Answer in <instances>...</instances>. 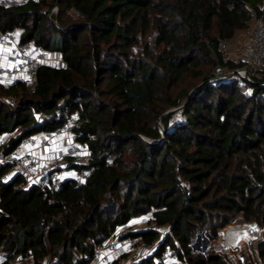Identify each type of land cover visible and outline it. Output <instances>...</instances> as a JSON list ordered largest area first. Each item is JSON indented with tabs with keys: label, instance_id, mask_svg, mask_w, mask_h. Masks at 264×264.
Returning a JSON list of instances; mask_svg holds the SVG:
<instances>
[{
	"label": "trees",
	"instance_id": "trees-1",
	"mask_svg": "<svg viewBox=\"0 0 264 264\" xmlns=\"http://www.w3.org/2000/svg\"><path fill=\"white\" fill-rule=\"evenodd\" d=\"M263 8L264 0H30L0 7V30H21L23 43L64 63L41 66L32 95L23 82L0 83L4 152L77 114L75 135L90 153L85 165L72 166L90 175L68 176L59 188H26L22 174L4 180L8 168H0V264H91L103 242L139 217L159 227L128 234L156 244L139 264H155L165 246L178 264H228L223 253L197 252L193 243L200 231L216 241L240 215L264 227V71L251 81L215 79L202 66L245 68L234 59L215 62L210 50L219 38L245 32L248 13ZM70 9L80 23L70 21ZM188 74L201 83L191 97L185 90L172 100ZM169 107L178 109L165 114ZM256 248L264 257V239Z\"/></svg>",
	"mask_w": 264,
	"mask_h": 264
},
{
	"label": "built area",
	"instance_id": "built-area-1",
	"mask_svg": "<svg viewBox=\"0 0 264 264\" xmlns=\"http://www.w3.org/2000/svg\"><path fill=\"white\" fill-rule=\"evenodd\" d=\"M30 0H0L1 8H13L24 5ZM58 7L52 8V13H58ZM71 16H80L75 9L68 10ZM248 28L245 30L243 38L247 41L239 46L237 52L232 51V44L236 38H219L211 48V54L217 60L228 61L234 59L246 63L245 68L235 71L225 70L220 66L216 68V76H229L235 74L243 81H251L257 76L259 71L264 69V8L261 11L251 10L248 13ZM0 83L5 86L23 82L27 94L32 95L37 91L38 74L43 62L42 49L35 47L31 43H23L20 36L14 31L0 30ZM39 51V52H37ZM3 100L14 106L15 97H4ZM82 121L77 114H72L66 122L57 128L43 134H33L25 137L17 147L10 152L4 150L9 144V140L4 134H0V168L7 167L8 171L3 175L7 180L15 175L22 174L25 177V187L50 185L59 188L62 182V175L67 170L72 171V166H83L89 159L84 151L75 130L80 127ZM62 137L61 143L50 150L55 139ZM48 149L49 153L40 156L34 152V148ZM90 175L89 170L79 169L77 178L83 180ZM124 237L111 238L102 243L96 250V255L91 264H115L111 255L118 254L120 250L126 251L129 255L126 258L128 264H139L141 260L155 251L156 244H147L128 235L132 232L130 224H125L120 228ZM142 229H159L155 224L148 225ZM141 229V230H142ZM246 238L256 242L264 239V227L259 228L255 222L250 223L246 229ZM171 248L165 246L160 256L155 259V264H178L171 257ZM120 264V263H119Z\"/></svg>",
	"mask_w": 264,
	"mask_h": 264
},
{
	"label": "rangeland",
	"instance_id": "rangeland-1",
	"mask_svg": "<svg viewBox=\"0 0 264 264\" xmlns=\"http://www.w3.org/2000/svg\"><path fill=\"white\" fill-rule=\"evenodd\" d=\"M54 7H56V6H54ZM50 15L55 16L57 14L52 13V10H51ZM67 16L69 17L71 22L80 23V20H81L80 16H71L68 13H67ZM19 31H21V30H19ZM244 33L245 32H237L236 33V38L234 40L236 42H233V44H232V51L237 52L239 46L245 44V42H244L245 40L244 41L241 40V39H244L243 38V36L245 35ZM36 49H37V47H36ZM37 52H39V51H37ZM41 56L43 58L44 64H46V65H51L53 67L64 66L62 57L59 54H53V53L48 52V53H41ZM212 58L215 62L217 61V59L214 58L213 55L211 56V59ZM205 62L206 63L203 64V66H202V68L205 72L204 75L212 76L213 73L215 72L214 78L215 79L221 78V76H216L217 65L211 63L210 61H205ZM223 69L230 70V72L232 71L230 69V67H223ZM263 71H264V69L262 71H259L257 73V77L260 78L262 76ZM229 76L234 77L236 75L231 74ZM238 78H240V77L238 76ZM239 81H240V79H239ZM199 83H201V80L199 79V77L195 78L192 74L186 75L180 81V84H179L180 86L171 92V94H170L171 99L172 100L180 99L182 96L180 94L182 93V91H185V90L191 94L195 90V88L199 85ZM240 84H241V82H240ZM8 96H10V95L2 94L1 99L3 100L4 97H8ZM161 105H162L161 107H164L165 103L161 104ZM177 109H178V107H169V108L165 109L164 113L169 114V113L175 112ZM175 118H177V117H175ZM175 118L172 119V122ZM157 123L159 124L160 120H158ZM160 127H161V125H160ZM159 130H160V128H159ZM83 146H84V153L86 155V154H88L87 151H85L86 146L85 145H83ZM128 159H129V157H128ZM72 170L74 171L72 174V176H73L74 174L77 173V171L75 170V168H73ZM67 177H68V174L62 175V179H66ZM146 221H147V219H145V218L137 220L138 223L141 222L142 224H145V225H146ZM253 222H255V221H253ZM250 223H252V222H250ZM250 223H247L245 221L243 215H240L236 220L233 221V223L231 225H229V226H227L224 229L219 231L220 232L219 237L214 242L209 241V239L207 237V233H205V231H200L199 234L197 235L196 239L194 240L193 249L197 252L204 251L203 248H204L205 240L207 239L210 243L208 244L206 249L207 250L212 249L214 251H218V252H221L224 255H226L228 264H264V257H260L258 255V252H257L256 245L258 242L251 240V239L249 240L246 238V232L245 231H246L247 227H249ZM256 225L259 228H263L258 223H256ZM227 229H228V233H225V231ZM166 231L167 230L165 228H160V234L162 235V238L165 237ZM245 252H246V254H245ZM20 264H29V263L28 262H20Z\"/></svg>",
	"mask_w": 264,
	"mask_h": 264
},
{
	"label": "crops",
	"instance_id": "crops-1",
	"mask_svg": "<svg viewBox=\"0 0 264 264\" xmlns=\"http://www.w3.org/2000/svg\"><path fill=\"white\" fill-rule=\"evenodd\" d=\"M17 32V34L19 35V36H21V31H16ZM241 40H245V39H241ZM234 42H236V41H234ZM244 42H246V40L244 41ZM242 46V45H241ZM0 52H2V53H5L6 52V50L5 49H0ZM11 85H13V84H10V85H8V86H11ZM62 137H58V139H55L54 140V142H53V145L51 146V148H50V150H53L55 147H57L60 143H61V139ZM50 150H48V149H40V148H38V147H35L34 148V152L37 154V155H40V156H42V155H44L45 153H49L50 152ZM85 151H87V153L88 154H86V156L89 158L90 157V153H89V150H88V148L87 147H85ZM84 152V151H83ZM73 170L71 171V170H67V172H65L64 174H68V176H72V174H73ZM75 175V174H74ZM144 217H139V218H137V219H134V221H132V223H130V225H131V227H132V232H134V231H136V230H141L142 228H144V227H146L147 226V224L145 225V224H142L141 222L140 223H138L137 222V220H139V219H143ZM147 218V217H146ZM116 236L114 237V238H118V237H121V236H123L122 234H121V231H120V229H118L117 230V232H116V234H115ZM154 253V251H152L151 252V254H148L147 255V257H150V256H152V254ZM245 254H246V252H245ZM129 254L126 252V251H123V250H120L119 251V253L118 254H113V255H111V258L114 260V262H115V264H128V263H126V258H127V256H128ZM146 257V258H147ZM249 258V257H248ZM247 258V259H248ZM102 264H105V263H102Z\"/></svg>",
	"mask_w": 264,
	"mask_h": 264
},
{
	"label": "water",
	"instance_id": "water-1",
	"mask_svg": "<svg viewBox=\"0 0 264 264\" xmlns=\"http://www.w3.org/2000/svg\"><path fill=\"white\" fill-rule=\"evenodd\" d=\"M231 75V74H230ZM194 93V91L190 94V97L192 96V94ZM163 127L161 126L160 127V130H159V132H160V134L162 135V138L164 137V135H163ZM143 138V137H142ZM144 139V138H143ZM145 141H147L146 139H144ZM148 142V141H147ZM162 142V140H159L158 142H155L154 144H159V143H161ZM208 244H209V241L206 239L205 240V244H204V250H207L206 248H207V246H208Z\"/></svg>",
	"mask_w": 264,
	"mask_h": 264
},
{
	"label": "bare ground",
	"instance_id": "bare-ground-1",
	"mask_svg": "<svg viewBox=\"0 0 264 264\" xmlns=\"http://www.w3.org/2000/svg\"><path fill=\"white\" fill-rule=\"evenodd\" d=\"M225 233H228V229L225 231ZM232 234V233H231ZM245 236V235H244ZM225 238V237H224Z\"/></svg>",
	"mask_w": 264,
	"mask_h": 264
}]
</instances>
